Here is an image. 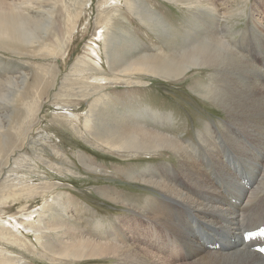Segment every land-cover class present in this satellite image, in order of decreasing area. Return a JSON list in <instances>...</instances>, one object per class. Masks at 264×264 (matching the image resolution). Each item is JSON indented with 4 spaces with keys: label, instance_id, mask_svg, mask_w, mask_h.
<instances>
[{
    "label": "bare ground",
    "instance_id": "1",
    "mask_svg": "<svg viewBox=\"0 0 264 264\" xmlns=\"http://www.w3.org/2000/svg\"><path fill=\"white\" fill-rule=\"evenodd\" d=\"M85 2V0H0V46L20 53L23 52V47L44 43V38L48 35L51 21L53 24L59 6L64 10L62 16L66 15V26L69 22L66 28L68 34L65 33L69 35L75 29ZM126 2L129 13L139 16V19L146 22L148 26L161 27L162 23L155 20V14L154 17L153 13L148 12L150 10L148 7L149 10L145 7H143L145 10H141L139 7L141 4L137 0H126ZM118 10L117 0H105L103 7L99 10V19L95 22L92 33V36L98 40L103 39V56L110 71L127 76L143 73L161 78L178 79L184 77L193 68L207 66L213 70V75L202 85V95L220 105L227 118L220 123V128L215 127L211 131L212 135L203 136V146H207V154L203 158L204 153L201 149L205 150V148L202 145L186 143L184 139L157 129L151 124V126L148 125L144 115L147 113L156 121H162L168 117L152 115L150 110L118 113V116L114 117H112L113 114L99 111L102 115L101 123L98 121L100 126L92 130V137L99 145L117 152H126L130 157L141 155V153H158L167 149L176 155V167L167 163H158L145 166L132 176L145 185H151L157 192L156 196L147 198L140 206L132 203L129 211L133 215L131 217L126 215V224L122 223V226L118 225L116 230L111 231L114 225L112 221L107 232H104L103 228L99 238H95L89 235L85 225L76 218L68 200L59 193H55L50 200L47 199L44 202L43 208L36 214V220L33 219L32 214H27L22 219L15 216H12L11 220L0 219V240L11 244L19 242L21 246L28 245L29 241L25 242L22 238L23 233L17 228L21 226L33 231L36 242L43 245L49 253L67 256L71 260L110 256L114 264H162L165 263L162 259L172 258L171 254L177 251V257L174 258L180 259L177 264H264V256L251 251L250 243L243 245L241 241L242 230L253 228L264 219V82H262L264 74L262 73L261 80L258 73L259 65L264 64V54L252 60L249 57L250 64L254 68L251 71L252 67L246 59L229 48L234 46L232 41L228 42V47L218 36L219 33H208V30L205 38L188 35L181 44L171 48L163 47L149 53L131 54L126 58L125 51H130L127 46H120L122 44L119 45L115 43L116 41L110 40L109 26ZM136 11H145V15L140 16ZM38 17L43 19L42 27L36 24ZM251 21L254 23L256 20L252 18ZM38 28L41 30L38 31ZM111 37L113 38V34ZM53 38L56 40L57 48L63 49L65 40L60 39L57 34ZM93 44H88L87 56L81 62L82 71L79 75L85 78L84 80L89 77L85 75L87 74L85 72L93 71L94 67L100 68V62L95 60L99 57L97 53L99 47L95 42ZM133 45L129 44V47L132 48ZM177 54L186 55L188 62H179L176 59ZM16 76L0 80V175H2L3 161L6 158L11 159L8 164L11 169L24 168L25 165L21 164L24 159L27 164L32 163L37 166L35 161H38L39 164H46L57 172H62V168L56 167V163L43 155L34 153L35 157L31 156L33 158H23V155L13 156L12 151L16 140L15 138L5 139L9 138V134L2 132L11 122L12 116L18 113L14 107L17 102H20L18 93L22 95L21 103L29 104L27 113L30 115L32 112H37V108L34 109L32 105L33 100H31L32 103L25 104L26 96L21 94L28 82L26 73L21 76L18 74V78ZM95 79L99 80H97L99 84L106 81V78L96 77ZM102 80L105 81L100 82ZM95 101L97 98L90 102L89 111L84 116L83 125L86 130L94 122ZM64 116L70 123L76 119L75 115L69 112H66ZM233 125L238 126V129L242 128L251 132L254 155L246 148L245 152L241 151L245 155L244 161L247 162L237 161V157L235 159L230 152L232 150L221 146L222 134H224L222 132ZM4 139L9 148L8 151H5L7 146L2 148ZM4 151L6 158L2 156ZM134 157L131 159L135 160ZM12 165L15 168L11 167ZM21 178H23L21 175L10 178L7 174L0 178V191L11 189L4 197L2 195V199L16 196L15 192L21 191V185H28ZM48 183L45 182L43 185V194L52 187V184ZM31 186L34 188L33 184ZM32 190L38 193L37 187ZM232 197L237 199V203L231 201ZM131 218L137 219V222L129 223L128 220ZM139 218L141 220H138ZM98 224H101V220ZM136 236H141L147 241H141ZM48 240H51L49 244H47ZM156 240H162V243L159 244ZM213 242H221L222 247L218 250H209L206 245ZM152 247L160 249L161 253H154ZM167 251L171 254L166 253ZM8 252H2L0 249V264H23L21 260L15 259L14 262H9L8 258L11 256ZM172 259L170 261L176 264Z\"/></svg>",
    "mask_w": 264,
    "mask_h": 264
},
{
    "label": "rangeland",
    "instance_id": "2",
    "mask_svg": "<svg viewBox=\"0 0 264 264\" xmlns=\"http://www.w3.org/2000/svg\"><path fill=\"white\" fill-rule=\"evenodd\" d=\"M85 1L75 29L69 34L71 37L65 34L69 22L66 26V15L62 16L64 10L59 6L53 24L51 21L48 35L44 38V43L23 47L24 53L9 51L10 49L0 46V80L2 78L7 80V78L16 75L18 78V74L21 76L26 73L28 82L20 91L26 96L24 103H32L31 100H33L32 105L34 109L37 108V112H32L29 115L27 113L29 104H22V95L18 93L20 102L14 106L18 113L12 116L11 122L2 132L9 134V138L5 139L13 140L15 138L16 140L12 151L13 156L23 155V158H28L35 157L34 153H36L56 163V167L62 168V172H57L46 164H39L38 161H35L36 166L32 163L27 164L23 159L25 163L22 161L21 164H24L25 167L28 165L26 168H15L12 165L11 167L15 169H11L8 165L11 159L7 160L5 152L9 148L4 139L2 148L7 147L2 156L6 159L3 161L4 166L0 178L6 174L10 178L21 175L23 176L21 180L28 185H19L21 191H16V196L7 199H2V195L4 197L11 189L0 191V219L11 220L12 216L22 219L25 215L32 214L33 219L36 220V214L43 208L44 202L47 199L50 200L55 193H59L68 200L73 213L85 225L89 235L99 238L103 228L104 232H107L110 222H114L111 231L116 230L118 225L122 226V223L126 224V215L129 217L133 215L129 211L132 203L140 206L147 198L156 196L157 192L151 185L137 181L132 177L133 174L141 171L145 166H153L158 163H167L174 167L177 164L176 155L169 149L130 157L126 152H117L99 145L92 137L93 128L99 127L101 123L102 115L99 114V111L103 110V113L113 114L111 116L114 117L118 116V113H138L150 110L152 115L165 116L168 117V120L156 121L145 113V121L150 122H146L148 125L151 124L157 129L184 139L186 143L198 146L204 145L203 136L212 135L211 131L215 127L220 128V123L227 116L220 105L202 95V85L213 75V70L207 66L193 68L184 77L178 79L161 78L143 73L127 76L110 71L103 56V39L98 40L92 36L95 22L99 19V10L103 7L105 0ZM117 1L119 10L109 26L110 40L116 41V44H122L120 46H127L130 51H125L126 58L131 54L139 55L143 52L157 51L163 47L171 48L181 44L183 39L188 38V35L189 37L205 38L208 33H219L218 36L226 45L232 41L234 46L229 47L228 45V47L233 52L235 51V54L246 59L249 64L254 57L258 58L264 54V0H213L214 5L209 3L211 0H137L141 4L139 5L140 9L148 7L151 10L147 8L148 12L153 13V16L155 14V20H159L165 29L162 25L161 27L148 26L146 22L139 19V16L136 17L135 14L127 11L126 0ZM207 11L212 15L210 16ZM136 12L140 16L145 15V11H142L144 14L140 11ZM252 18L256 20L254 23L251 21ZM36 24L42 27L43 19L36 18ZM37 30L39 31L41 28ZM200 33L201 35L198 36ZM55 34L65 40L63 49L57 48L56 40L53 38ZM93 42L99 47L97 50L99 57L94 59L100 62V68L94 67L93 71L85 72L86 76L89 75L86 78L87 81L79 75V72L82 71L81 62L87 56L88 44L94 45ZM129 44L134 47L130 48ZM136 49L137 52H135ZM176 59L181 63L188 62L186 55L177 54ZM259 66L258 73L262 80L264 64ZM251 67V71H253L254 68L252 65ZM96 77L106 78V81H100H105V83L99 84ZM95 98L97 101H95V112H93V126L91 125V128L86 130L83 125L84 116L89 111L90 102ZM66 112L75 115L76 119L72 123L65 116L63 117ZM222 133L224 134H222L223 143L221 146L232 150L230 152L235 159L237 157V161L247 162L244 161L245 155L242 153L245 152V148L254 155V142L250 138V131L238 129V126L233 125ZM203 147L205 150L201 149V152L204 153L203 158H205L207 146ZM133 157L136 159L132 160ZM45 182L52 184V187L43 194ZM32 184L34 188H38V193H34ZM2 200L4 201L2 202ZM45 216L49 218L47 215ZM100 220L101 224H98ZM128 222H137V219L131 218ZM17 228L24 235L21 237L29 243L26 246H21L19 242L11 244L0 240L2 252L9 251L11 256L8 258L9 262H14L15 259L21 260L23 264H114V260L110 256L71 260L67 256L49 253L43 245L36 242L33 231L26 230L21 226ZM136 237L141 241H147L141 236ZM50 241L48 240L47 244ZM156 242L161 244L162 240H156ZM152 248L154 253H161L160 249ZM166 253L171 254L170 251ZM177 254V251L171 254L173 259L171 257L162 259L165 262L162 264H173L171 259L175 260L177 264L180 261L178 258L174 259Z\"/></svg>",
    "mask_w": 264,
    "mask_h": 264
}]
</instances>
